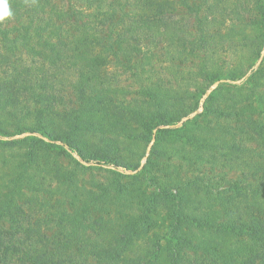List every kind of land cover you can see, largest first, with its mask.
I'll return each mask as SVG.
<instances>
[{
    "label": "trees",
    "instance_id": "trees-1",
    "mask_svg": "<svg viewBox=\"0 0 264 264\" xmlns=\"http://www.w3.org/2000/svg\"><path fill=\"white\" fill-rule=\"evenodd\" d=\"M21 1L11 0L13 6L0 10L16 15ZM127 1L128 5L119 0H81L90 13L72 8L68 14L45 17L50 0H31L25 8L27 23L0 26V35L9 44L16 39L9 36L11 32L32 31L39 46L38 59L25 66L12 65L15 58L11 56L16 53L9 45L6 53L0 52V66L8 69L0 71V112L16 108L22 96L41 104L42 110L53 111L57 105L47 101L63 88L76 100L75 106L57 111L62 127H54L53 118L38 116V125L30 129L50 143L38 136L0 141L4 147L24 142L34 148L25 151L24 159L0 179V221L8 223L0 226V264H264V158L260 155L264 154V93L259 90L264 57L256 68L249 66V92H231L225 97L229 107L223 111L211 102L223 85L214 87L203 106L217 120L191 129L186 123L176 125L194 109L180 98L190 92L186 85L176 89L149 76L140 87L142 99L124 103L113 90L114 76L107 72L109 54L122 66L133 68L144 54L148 65L149 47L164 40L167 46H175L176 55L213 52L217 43L223 46L226 40L218 30H210L211 24L219 22L216 14L222 20L227 14L242 18L239 10L249 13L252 7L243 9L240 0ZM250 2L255 13L245 23L264 29V0ZM179 7L188 10L182 14L193 16L195 38H186L184 27L173 21ZM204 9L208 15H201ZM171 51L166 47L165 53ZM210 64L211 60L204 61L198 68L207 85L200 94L223 77L232 81L246 74L238 68L221 73ZM222 116L234 123L241 121V127L220 124ZM163 125L169 127L160 128ZM152 128H157L155 142L141 176L129 182L122 181L115 168L108 181L85 187L72 169L54 161L47 170L48 162H37V151L46 147L67 152L52 142L59 140L85 162L131 168L121 160L119 137L149 140ZM96 133L98 139L89 142ZM170 137L179 145L161 146ZM248 144H254L250 155L254 153L251 158L257 160L244 158ZM158 156H175L201 175L184 178L166 164L154 173ZM206 162L242 171L228 177L222 169L216 180L225 187L219 190L205 172ZM52 182L55 189H50ZM25 189L36 197L44 192H57L59 197L51 206L41 201L46 211L35 216L24 205ZM95 211L99 212L96 216Z\"/></svg>",
    "mask_w": 264,
    "mask_h": 264
},
{
    "label": "rangeland",
    "instance_id": "rangeland-1",
    "mask_svg": "<svg viewBox=\"0 0 264 264\" xmlns=\"http://www.w3.org/2000/svg\"><path fill=\"white\" fill-rule=\"evenodd\" d=\"M30 1L31 0L21 1V3L23 2V6L17 7L19 9V13L16 15L11 14V12L3 13L0 10V26L17 27L22 23H27L25 22V15H28V13L25 11V8L27 7V4L30 3ZM240 1L243 3V9L252 7L249 13L247 10L241 9L242 11L239 10L238 16H242V18H233L232 14H227L225 15L226 17L224 16V20H222L223 18L220 14H216L219 19L218 24L210 25V30H218L220 37H224L226 39L223 46L220 44L221 41L217 43L215 46L217 48L213 52H209L207 54L197 53L195 55H191L185 51L184 54L176 55L177 53L175 46H167L164 40L157 42L156 45L151 48L149 47V56H151L149 64H146L147 59L143 54V56L140 55V57L137 58L138 65L136 68H133V66H122L121 64L117 63L116 60H114L113 56L109 54L108 57L111 62L107 65V72L109 75L114 76L112 82L114 84L113 90L115 91L116 97L119 100H122L124 103L140 101L142 99L140 87L143 84L148 83L146 79L149 76L153 81L161 79V82L167 83L168 86H174L176 89H183V85H186L189 89L188 91L193 93L188 92L187 94H183L180 98L183 100L184 105L194 107V109L182 116L177 121V127H182L184 123L187 124L189 129L196 127L198 123L204 127L209 121H211V125H213L217 118L212 112H205L203 106V103L209 92L214 90V87L216 88L220 84L223 85V89H221L218 98H214V100L211 102L213 106H217L223 109V111L226 110L229 107V104L228 102H225V97L236 90H238V92H249L248 87L251 85V83H246V79L249 78L251 74V68H249V66L254 64L252 67L256 68V66L260 64L262 58L264 57V29L259 25L252 26L245 23L246 17L253 15L255 11L253 10L250 0ZM119 2L121 4L127 3L128 5L127 0H119ZM81 3V0H50L49 6L45 9L43 16L46 17L45 14L49 13L50 15L51 13V15L57 17L56 13L68 14L73 11L72 8L77 10H81V8L84 9ZM6 5L10 7L13 6L11 0H0V9L4 8ZM127 5L125 6L126 11L129 9V6ZM179 9L180 11L174 16L173 21H178L181 26L184 27L185 31L183 32V35L186 38H195L196 34L193 16L191 14H182L183 12L188 11L187 9H182L180 7ZM83 12L90 13V10L84 9ZM202 12L203 13H201V15H208L209 10L204 9ZM65 27H68V25H65ZM35 35L36 34H34L32 31L17 34L16 32H11L9 36L16 37V39L10 44L3 40L2 35H0V52L3 54L6 53V46L9 45L8 49L13 50L16 53L15 56H11L15 58L12 65H29L32 61H34V59H38V52L35 51L39 50V46L38 39L35 37ZM228 40L231 41L229 42ZM166 47L172 50L171 53H165ZM144 53H147V51H144ZM257 53H259V55L256 58ZM210 60L211 67H218L215 69L221 73L238 68V70H242L246 72V74L243 77L232 81L223 77L206 88L204 93L200 94L201 89L205 88L207 85L203 81V78L199 77L197 71L204 61H206L208 64L210 63ZM130 65H132V63ZM4 66L5 65L0 66V71L2 70L1 68H3V70L6 68ZM141 67H143V69ZM7 70L8 69H5V71ZM261 83L262 85L259 86V90L264 93V80ZM231 84H236L237 87L231 88ZM47 102L55 103L57 105H53V111L49 112L47 110H42L41 104L35 102L31 98L22 96L20 103L16 108L0 112V131H6V134L0 132V141L20 139L27 136H38L43 138L47 143H50V140L47 137L42 135L40 136V134H38L36 131H31L30 129L38 125V116L46 119L53 118L54 127H62L59 122V113L57 111H62L67 107L75 106L76 100L72 93L69 92L68 88H66V90L63 88L56 92L55 99L50 97ZM196 115L199 116L193 120ZM255 117L258 118L260 116L255 115ZM220 122V124L232 128H234L236 125L238 126L242 124L241 121L234 123L231 120L223 119V116L220 118ZM167 127H169V125L160 126V128ZM156 131L157 128L151 129V136L149 140L144 139L139 141L136 138L125 139V137H119V154L121 160L126 164L133 165L131 168H126L123 165L114 166L113 164L105 162H85L74 150L69 149L66 145H64L63 142L59 140L52 142L56 145H62L65 147L67 152L59 153V149L57 148L46 147L42 151H37V162L40 164L48 162L49 166L47 170L54 161L62 165L65 169H72L78 179V183L85 187H93V183L96 184L99 182L108 181L113 176L110 170L115 171V168L117 171H119L121 180L124 182H129L132 181L134 177L141 176L139 172L142 169V165L146 162L150 150L155 142ZM208 131L209 129L206 130L205 134L208 133ZM197 132H202V130H198ZM106 134L109 135L108 132H106ZM86 137L87 136H85V138ZM98 137L99 134L96 133L90 136L88 141L92 142L93 140H97ZM174 144L179 145V141L172 142L170 137V142L165 141L161 144V146L169 147L170 145ZM28 149L34 150L33 147L28 146L27 143L24 142L11 147H4L0 142V179L9 174L14 169L13 166L16 163L24 159V153ZM254 149V144H248L247 151L249 153H243L244 158L250 159L252 156H254V153L250 155V152ZM68 154H70V156ZM260 155H262L264 158V154L262 152H260ZM251 159L257 160V158ZM258 160H260L259 157ZM209 161H212V159H209ZM155 162H157V166L154 168V173H157L161 166L166 164L171 169H178L184 178L199 177V175H201V173H193L183 161L175 156H170L168 158L158 156ZM210 167L211 166L206 162L204 166L205 172L214 183L213 186H219V190H222L225 187V185L219 184V181L216 180L219 178L218 175L222 169L226 170L228 177H236L240 175L242 171L235 167H231V169L227 166L222 167L220 164L211 167L213 169H211V171L209 170ZM244 171V173H246V170ZM45 179L48 181L49 176H45ZM55 187L56 186L52 182L50 189H55ZM23 192L25 193L23 201H27V204L25 202L24 205L26 206L27 210L34 213L33 215L35 216H43L46 211V206L43 203H40L41 201H47L48 205L51 206L55 205V198L59 197L57 192L52 194L44 192L42 194H38L40 196L37 197L33 195L31 191L26 189ZM30 203L33 204V206H30ZM49 209L50 208H48V210ZM98 213V211L93 212L94 216L98 215ZM0 226L7 227L8 223L0 221Z\"/></svg>",
    "mask_w": 264,
    "mask_h": 264
},
{
    "label": "water",
    "instance_id": "water-1",
    "mask_svg": "<svg viewBox=\"0 0 264 264\" xmlns=\"http://www.w3.org/2000/svg\"><path fill=\"white\" fill-rule=\"evenodd\" d=\"M153 140V139H152Z\"/></svg>",
    "mask_w": 264,
    "mask_h": 264
}]
</instances>
